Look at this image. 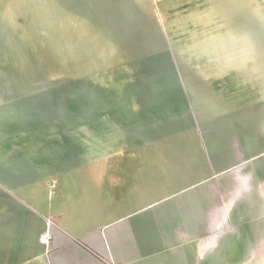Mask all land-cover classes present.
<instances>
[{"label": "crops", "instance_id": "1", "mask_svg": "<svg viewBox=\"0 0 264 264\" xmlns=\"http://www.w3.org/2000/svg\"><path fill=\"white\" fill-rule=\"evenodd\" d=\"M27 2L90 101L0 85V264H264V0Z\"/></svg>", "mask_w": 264, "mask_h": 264}, {"label": "rangeland", "instance_id": "2", "mask_svg": "<svg viewBox=\"0 0 264 264\" xmlns=\"http://www.w3.org/2000/svg\"><path fill=\"white\" fill-rule=\"evenodd\" d=\"M27 1L0 0V85L20 87L19 96L43 91L50 102L57 100V87L62 86L66 88L67 102L75 96L81 101H90L89 73H52L58 64L52 58L47 59L53 51L48 44L54 43L55 37L46 38L42 15L29 12L32 7L28 5L37 8L36 3Z\"/></svg>", "mask_w": 264, "mask_h": 264}, {"label": "built area", "instance_id": "3", "mask_svg": "<svg viewBox=\"0 0 264 264\" xmlns=\"http://www.w3.org/2000/svg\"><path fill=\"white\" fill-rule=\"evenodd\" d=\"M46 240H47L46 237H43V238H42V241H46Z\"/></svg>", "mask_w": 264, "mask_h": 264}]
</instances>
